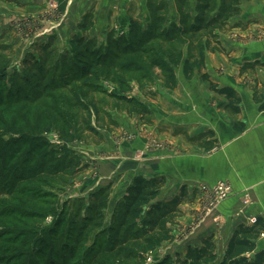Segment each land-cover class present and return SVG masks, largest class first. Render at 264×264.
I'll return each instance as SVG.
<instances>
[{
    "label": "rangeland",
    "instance_id": "1",
    "mask_svg": "<svg viewBox=\"0 0 264 264\" xmlns=\"http://www.w3.org/2000/svg\"><path fill=\"white\" fill-rule=\"evenodd\" d=\"M55 1L46 0L42 5L43 15L36 16L29 12L34 0H0V264H178V255L184 259L189 246L201 247L203 240L208 238L205 236L213 230L209 228L203 235H194L192 227L179 228L184 205L179 207L181 215L172 223L174 241L146 254L144 261L115 263L112 258L104 257L95 261L102 240L95 236L99 232L95 228V200L101 190L108 191L110 209L104 213L103 223L106 228L115 204L135 178L113 172V165L109 164L114 162L112 149L121 143L114 138L123 130L120 136L125 137L124 142L133 140L132 121L138 119L142 125H147L160 120L163 106L172 98L166 96L170 90L165 87L164 75L161 69L151 67L150 57L174 50L184 52L186 58L198 59L209 42L216 49L215 68L209 62L189 82L179 70L178 86L182 81L190 86V94L199 90L204 96L211 95L206 101H195L196 116L202 122L195 139L203 153L217 161V169L222 168L221 163L227 158L225 152L231 150V147L222 150V145L251 130L249 137L242 139L248 142L253 134L252 127L258 122L243 103L239 105V113L229 108L228 101L213 93L202 76H208L220 88L234 87L240 97L248 96L259 112H264V53L255 54V45L264 41V30L256 28L248 33L254 24H260L256 21L259 19L251 14L247 0H214L211 11L200 15L204 24H213L211 21L219 17L224 3L230 10H238L237 15L181 43L169 46L153 41L134 54L124 50L134 47L131 24H118L117 28L98 24L95 29V24H82L76 29L63 30L65 24H54L64 19L63 14L55 11ZM150 2H154L150 5L152 21L142 23L143 20H138L137 30L143 32L153 26L152 35L147 38L156 39L170 28L173 16L170 18V6L166 1ZM159 6L166 8L163 17L161 15L163 24L156 20L160 14L154 18ZM196 6L186 1L185 10L193 18L198 14ZM82 26L86 29H81ZM75 40H82L95 59L101 57L107 63L115 62L114 79L90 67L94 59L85 60L78 54ZM206 54L209 58L210 53ZM74 94L82 96L93 108L88 109L83 104L80 107ZM18 96H31L37 105L29 102L17 106ZM173 99L175 104L181 101L178 97ZM186 104L185 99L182 106L185 112L188 110ZM31 105L33 113L28 117ZM237 123L245 125L243 133L234 130ZM130 131L134 135L131 136ZM142 154L138 153L137 157L144 158ZM50 158L53 162L45 164L46 171H55L69 160H75L78 165L70 173L49 178L37 170ZM100 158L107 162L105 166L100 167ZM232 163L235 168L236 164ZM107 171V179L103 180L102 173ZM29 175H36L31 183L25 179ZM219 184L231 187V194L235 195L230 180H219L200 184L194 201L200 199L204 209L206 194L203 188L213 189ZM233 195H229L230 198ZM242 198L244 200V196ZM228 201L224 199L216 212ZM158 202L169 201L161 196ZM252 204L246 206L242 201L236 218L245 216ZM217 215L211 216L212 221ZM252 220L247 222L252 223ZM224 227L216 225L218 240L213 235L218 255L216 264H221L224 247L229 242V226ZM90 228L94 229V234H90ZM258 247V251L264 249V236L258 241ZM247 256L252 258L254 254ZM168 259L171 263H167Z\"/></svg>",
    "mask_w": 264,
    "mask_h": 264
},
{
    "label": "crops",
    "instance_id": "2",
    "mask_svg": "<svg viewBox=\"0 0 264 264\" xmlns=\"http://www.w3.org/2000/svg\"><path fill=\"white\" fill-rule=\"evenodd\" d=\"M44 1L46 2V0ZM162 1H166V4L170 6V18L173 16L171 22L179 24L180 3L187 0ZM188 1L191 5H197L199 0ZM247 1L250 4L251 14L259 19L256 21L260 22V24H254L248 30V33L256 28L264 30V0ZM152 3L154 2H150V0H56L55 11L57 10L63 14L64 19L60 21L61 23L56 22L54 24H65L63 30H72L79 28L82 24H95V29L98 24H101V27H103V24H110L111 27L117 28L118 24H124V26L131 24L132 20H143L142 23H144L152 21L150 6ZM44 11L45 8L42 5L37 6L35 3L29 7V12L36 16L43 15ZM88 19L90 21L86 22ZM81 29L86 28L82 26ZM255 51L257 55L264 53V41L255 45ZM215 53H210L208 58V63H211L213 69L215 68L213 61ZM250 56L255 57V55ZM188 89H190V86L183 84L181 81L176 90L168 91L166 96L172 98L171 100L167 99L162 108L160 120H153V124L142 125L143 123L140 120L134 119L132 121L134 127L132 128L135 135L131 131L129 132L131 136L134 135L132 136L134 137L133 140L124 142L125 137L120 136L121 133L123 134V130H119V134L114 139L121 143L114 145L112 149L115 154L112 157L114 162L109 164L113 165V172L127 174L131 179L134 177L145 179L165 178L166 186L163 190L166 194L162 197L167 198L168 201L178 196L183 187L187 188L189 196L193 198L202 183L212 184L219 180H230L235 189V195L223 204L219 211H215V215L229 216L232 212L236 214L243 201V192L250 193L253 203L245 216L236 218L235 215V218L229 220L224 227L229 226L228 237L230 240L239 225L251 224L247 220H255L264 216V112L260 113L248 96H242L243 105L248 108L247 110H251L250 116L256 118L258 125L254 123L252 127L253 134H251V139L248 142H243L242 139L252 133L251 130L242 135H236V137L222 145V150L229 147H231V150L225 152V158H227H224L225 160L221 163L222 168L217 169V161L212 156H206L207 153H203L199 142L195 139L201 131L199 125L202 123L200 118L198 119V116H196L197 103L195 101L198 99L201 102L206 101L205 98L210 99L211 95L205 94L204 96L199 90L190 94ZM174 97H178L181 101L178 100L175 104ZM185 99L189 110L187 112L182 107ZM116 141L114 144L117 143ZM104 151L106 154L110 153ZM141 152L144 158L139 159L137 155ZM102 157L108 156L102 155ZM104 160L100 158V161H102L100 167L107 164ZM126 161L129 162L126 163ZM232 161L236 164L235 168L232 167L234 165ZM106 174H108V171L102 173L103 180L107 179ZM184 206L185 210L179 219V228L188 229L192 227L194 235H203L206 229L213 228L205 237L215 235L216 240H218L216 234L219 229L216 228L211 216H205L206 211L203 209L200 199ZM201 221L202 223H200ZM174 233L176 234V232ZM205 237L202 239H205ZM202 245L203 242L200 246ZM226 248L227 245H225L224 251Z\"/></svg>",
    "mask_w": 264,
    "mask_h": 264
},
{
    "label": "trees",
    "instance_id": "3",
    "mask_svg": "<svg viewBox=\"0 0 264 264\" xmlns=\"http://www.w3.org/2000/svg\"><path fill=\"white\" fill-rule=\"evenodd\" d=\"M213 1L214 0H199L196 6V12L198 14L194 18L185 10L186 1L179 2V25L172 23L170 28L160 33L156 39L147 38V36L152 35L150 31L153 29V26H150L147 30L142 32L140 29L137 30V28H139V21L132 20L130 35L132 36V46L134 45L135 48L129 47L124 50H129L137 54L143 51L142 49H144L148 43H152L153 41H160L162 44L172 46L175 43H181L186 38L195 37L205 29L218 26L219 21L223 22L226 21L228 17L237 15L238 10L228 9L224 3L219 9V17L211 21L213 24H204L200 15L201 13L211 11ZM165 11L166 8L163 6L157 7L156 9L154 18H156V14H160L156 19L160 24H163L161 18ZM140 35L142 37H140ZM74 42L77 44V53L85 60L94 59V62H92L93 64L89 65L90 67L102 71L103 73L105 72L107 78H113V71L117 69L115 62L107 63V61L102 60L101 57L95 59L92 52L90 53L88 48H85L82 44V40H75ZM128 45L131 44H127L126 46ZM46 49L47 48H45V50ZM215 52L216 49H214L209 42H206L198 59L186 58L184 52L171 50L169 53L157 54L150 57L152 59L150 63L151 67L161 69L165 79V87L168 90H176L178 87L177 71H182V75L186 81H192L196 72L204 69L207 65L208 54L206 53ZM221 52H224V49H221ZM6 78L8 79L7 75L5 76V79ZM41 80L42 79H40V81ZM202 80L210 85V90L213 93L220 97H224L228 101L229 108L233 107L236 113L240 112L239 105L243 102V99L237 94L234 88H220L206 75L202 76ZM14 83L18 84V82ZM15 85L16 84H14V87H16ZM73 97L79 103L80 107L83 104L87 106L88 109L93 108L91 106L92 104L89 105L85 102L82 96L78 97L77 94H74ZM32 99L31 96L27 98L18 96L19 101L16 102V105L21 106L30 102L29 104H34V106H36L37 103L32 102ZM32 105L28 108V117L30 113H33ZM244 129L245 125L243 124L240 125L237 123L234 125V130L239 133H243ZM9 158L11 157L9 156ZM10 161H12V158L8 159V162ZM52 162L53 160L51 158L47 159L44 164H42L41 168H38L37 172L47 175L49 178H55L74 171L75 166L78 165L75 160H69L68 162H64L63 166L57 168L55 171H46L45 164H51ZM35 178L36 175L25 177L26 181L29 183ZM165 186L166 179L163 177L153 179L135 177L127 187L125 195L115 204L112 210L111 221L106 228L103 227V223L106 220L104 213L110 209L109 193L107 190H101L98 198L95 200L97 205V212L95 215L97 217L95 219L97 224L95 228L99 231L96 232L95 236L101 237L102 240L99 247L100 249L97 251L98 257L95 258V261L102 257L112 258L115 263H125L133 260L144 261L146 254L156 251L167 242L174 241L175 236L173 235L174 230L172 228V223H174L175 217L181 215L179 207L193 203L194 198H191L187 188L183 187L180 194L168 203L163 204L162 202H158L161 199L162 191ZM92 228H90V234H94V229ZM262 236H264V217L257 218L256 221L249 226L244 224L239 225L228 242L221 264H264V249L258 251V241ZM216 249L214 237H208L203 240V245L201 247L189 246L184 259H181L178 255L177 263L216 264L218 261ZM248 254H254V256L249 258L247 256ZM167 261V263H171L172 260L168 259Z\"/></svg>",
    "mask_w": 264,
    "mask_h": 264
},
{
    "label": "built area",
    "instance_id": "4",
    "mask_svg": "<svg viewBox=\"0 0 264 264\" xmlns=\"http://www.w3.org/2000/svg\"><path fill=\"white\" fill-rule=\"evenodd\" d=\"M203 190L205 191L204 194H206V202L204 207L206 211V216H213L214 212L222 204L224 199L228 200L230 199L229 195H233L231 194L232 188L227 187L224 184H219L213 189L204 187ZM249 195H250L249 193L243 192V196H244L243 204L246 206H249L252 203ZM212 197H214V199H212ZM235 215L238 216L239 213L236 212L235 214L234 212H232V214H230L229 216L226 215L224 216L220 214L214 217V222L216 223V225L218 226L223 225L224 227L226 226L229 220L235 218ZM255 221L256 219L253 220L251 224H253Z\"/></svg>",
    "mask_w": 264,
    "mask_h": 264
},
{
    "label": "water",
    "instance_id": "5",
    "mask_svg": "<svg viewBox=\"0 0 264 264\" xmlns=\"http://www.w3.org/2000/svg\"><path fill=\"white\" fill-rule=\"evenodd\" d=\"M34 3L37 5H43L45 1L44 0H34Z\"/></svg>",
    "mask_w": 264,
    "mask_h": 264
},
{
    "label": "bare ground",
    "instance_id": "6",
    "mask_svg": "<svg viewBox=\"0 0 264 264\" xmlns=\"http://www.w3.org/2000/svg\"><path fill=\"white\" fill-rule=\"evenodd\" d=\"M247 193V192H246Z\"/></svg>",
    "mask_w": 264,
    "mask_h": 264
}]
</instances>
